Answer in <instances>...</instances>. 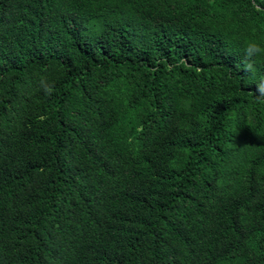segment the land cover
Returning <instances> with one entry per match:
<instances>
[{
	"label": "trees",
	"instance_id": "trees-1",
	"mask_svg": "<svg viewBox=\"0 0 264 264\" xmlns=\"http://www.w3.org/2000/svg\"><path fill=\"white\" fill-rule=\"evenodd\" d=\"M250 40L264 0H0V264H264Z\"/></svg>",
	"mask_w": 264,
	"mask_h": 264
},
{
	"label": "clouds",
	"instance_id": "clouds-1",
	"mask_svg": "<svg viewBox=\"0 0 264 264\" xmlns=\"http://www.w3.org/2000/svg\"><path fill=\"white\" fill-rule=\"evenodd\" d=\"M261 56H264V45L255 40L247 41L241 64L243 73L251 76L256 85V88L250 91V95L254 97V101L257 103H264V74L258 76L256 69V60ZM40 85L46 94L51 95L53 86L46 78H41Z\"/></svg>",
	"mask_w": 264,
	"mask_h": 264
}]
</instances>
